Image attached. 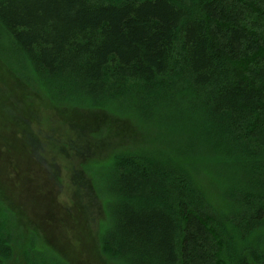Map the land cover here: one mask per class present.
I'll return each mask as SVG.
<instances>
[{
	"label": "trees",
	"instance_id": "obj_1",
	"mask_svg": "<svg viewBox=\"0 0 264 264\" xmlns=\"http://www.w3.org/2000/svg\"><path fill=\"white\" fill-rule=\"evenodd\" d=\"M0 30L70 131L108 119L98 151L118 120L156 132L102 162L70 146L108 176L97 264H264V0H0ZM2 211L0 264H77Z\"/></svg>",
	"mask_w": 264,
	"mask_h": 264
},
{
	"label": "rangeland",
	"instance_id": "obj_2",
	"mask_svg": "<svg viewBox=\"0 0 264 264\" xmlns=\"http://www.w3.org/2000/svg\"><path fill=\"white\" fill-rule=\"evenodd\" d=\"M4 45L7 55L20 68L22 57L14 55L10 38L0 30V48H4ZM4 55L0 53L2 216L16 225L18 235L25 232L30 234L33 229L36 230L35 223H38L41 226L37 227L41 240L46 239L48 246L56 245V249L64 255L53 251L52 256L65 261L75 260L77 264H97L91 252L93 234L90 225L94 232L100 230L97 220L103 211L100 210L101 200L95 191L98 190L95 180L102 190L107 189L108 176L98 163L91 167L92 172L83 169L70 146L74 140L79 146L93 144L89 150L92 153L90 157L102 158V162L110 152L125 149L132 141L144 144L149 139H155L156 132L154 129H144L134 119L118 120L117 132L111 130L110 137H101V141L109 143L108 151L104 148L98 151L93 140L99 139H94L90 129L95 131L103 127V134H107L108 119L95 112L90 116L94 122L91 121L89 128L93 124L95 127L86 130L81 121L83 117L78 116L77 129L85 131H70L64 113L60 114L61 111L55 112L46 106L45 100L50 99L39 95L37 89L22 77L8 72L7 69L16 71ZM32 80L35 82V77ZM61 109L71 114L86 113L68 107Z\"/></svg>",
	"mask_w": 264,
	"mask_h": 264
}]
</instances>
